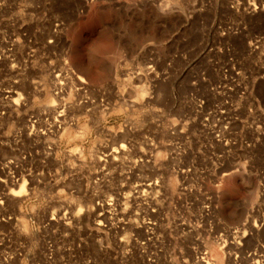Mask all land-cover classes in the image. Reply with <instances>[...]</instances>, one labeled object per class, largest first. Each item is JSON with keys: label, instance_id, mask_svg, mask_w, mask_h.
Here are the masks:
<instances>
[{"label": "rangeland", "instance_id": "obj_1", "mask_svg": "<svg viewBox=\"0 0 264 264\" xmlns=\"http://www.w3.org/2000/svg\"><path fill=\"white\" fill-rule=\"evenodd\" d=\"M230 2L0 0V264H263L254 175L169 172L170 132L201 148L186 95L240 89L229 59L250 38L264 106V13Z\"/></svg>", "mask_w": 264, "mask_h": 264}, {"label": "bare ground", "instance_id": "obj_2", "mask_svg": "<svg viewBox=\"0 0 264 264\" xmlns=\"http://www.w3.org/2000/svg\"><path fill=\"white\" fill-rule=\"evenodd\" d=\"M229 7L238 17H252L264 13V0H231ZM241 32L247 33L246 28L241 26L238 33ZM258 43L259 39L250 38L249 53L236 55L235 60L229 59L234 73L233 82H236L235 85L240 89L230 90V94L227 92L222 96V101L210 106L194 93L186 95V100L195 105L194 115L200 116L203 137L197 143L201 148L197 150L196 155H188V152L192 151L193 141L186 138L181 148L176 138L179 133L170 132L172 142L169 172L171 176H181L185 180L193 177L201 180L223 178L234 173L251 177L254 175L258 179L256 189L260 206L264 209V155L260 157L261 165H255L256 148L264 144V106L255 98L252 90H249L253 74L246 68V65H249L246 57L256 52ZM136 163H140L142 168L144 161L140 159L136 160ZM136 169L135 166L134 170ZM129 175L139 176L127 171L125 176ZM22 192L23 187L15 194L20 195ZM263 225L264 212L261 213V219L254 223V229L259 230ZM218 237L226 246L230 245L232 250L237 251L248 236L247 232L239 236L237 228H231L226 234L221 233Z\"/></svg>", "mask_w": 264, "mask_h": 264}]
</instances>
